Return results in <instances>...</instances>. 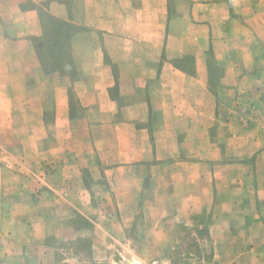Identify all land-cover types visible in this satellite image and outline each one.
Instances as JSON below:
<instances>
[{"label": "crops", "instance_id": "obj_1", "mask_svg": "<svg viewBox=\"0 0 264 264\" xmlns=\"http://www.w3.org/2000/svg\"><path fill=\"white\" fill-rule=\"evenodd\" d=\"M187 1L182 13L178 9L173 14L170 0H0V132L4 115L19 114L12 101L35 100L40 87L50 91L53 75L54 121L70 120L72 88L78 104L73 114L85 135L80 151L95 158L101 169L108 185L103 196L119 212L124 222L119 226H129L140 211L149 212L147 226L157 230L159 240L146 242L160 245L174 243L178 228L209 218L202 252L212 257L193 264H264V172H248L253 167L246 162L219 166L210 156L189 154L195 147H210L216 115L204 60L210 25L203 21L210 20L211 13L207 8L206 18L194 24L196 0ZM213 1L222 10L227 3ZM179 19L188 26L175 30L171 25ZM51 21L68 23L61 71L53 72L45 69L33 40L43 39ZM195 28L201 45L174 53L173 39L193 36ZM184 54L193 57L188 67L176 59ZM225 74L224 83L227 70ZM23 91L25 96L18 95ZM258 123L252 121L251 130L257 132ZM243 132L240 126L229 139L243 141ZM256 140L258 144L259 137ZM258 155L261 169L264 150ZM14 163L13 156L0 155V264H67V258L55 260L48 244L53 233L50 220L28 208L12 209L7 197L13 191L4 173L17 169ZM219 167L246 171L239 177L242 186L233 190L236 198L189 201L190 182L200 189L210 187L212 173H217L212 169ZM40 179L42 188L58 195L60 206L76 208L66 198L65 179L60 184H51L45 174ZM253 180L255 187L244 186ZM74 182V190L83 193L80 169ZM147 196L155 197L153 207ZM111 223L114 229L117 225Z\"/></svg>", "mask_w": 264, "mask_h": 264}, {"label": "rangeland", "instance_id": "obj_2", "mask_svg": "<svg viewBox=\"0 0 264 264\" xmlns=\"http://www.w3.org/2000/svg\"><path fill=\"white\" fill-rule=\"evenodd\" d=\"M236 1L227 0L223 10L222 6L213 5V0L195 1L194 24L206 18L204 11L207 8L211 13L210 20L203 21L210 25L204 60L216 119L210 129V147H195L189 154H194L196 158L210 156L219 166L246 162L253 167L248 171L253 174L258 170L264 172V162L261 169L256 163L259 152L264 150V0ZM170 3L174 14V10L178 9L182 13L189 1L170 0ZM59 22L63 23H48V41H42L39 46L57 47L54 46L55 41L49 42V39H54V32H61V36L68 32V23L63 25ZM187 26L180 19L171 25L175 30ZM194 31L193 36H179L178 41L173 39L174 53L201 45L197 28ZM54 55L45 57L50 72L59 70L54 68ZM176 59L188 67L193 57L184 54ZM226 70L227 82L224 83L221 80ZM239 79H242L241 84ZM56 85L57 79L52 75L50 91L40 87L39 91H35V100L22 98L12 101L14 111L19 114L4 115L3 131L0 132V155L13 156V165L17 168L4 173L10 179L7 183L13 191L7 197L9 203L13 210L28 208V212L42 213L50 220L53 233L48 244L53 248L55 260L58 262L67 258V264H138L137 261L139 264H152L155 260H162L161 264H193L196 260L211 258V254L202 252V241L209 231V218L190 228H178V234L173 235L174 243L160 245L146 242L159 240L157 230L147 226L149 212L140 211L134 221L128 222L129 226H119L124 223L119 212L112 210V203L109 204L103 196L108 185L102 178L101 169L96 165L95 158L80 151L85 135H82V124L75 121L73 114L77 112L78 104L73 99L72 88L68 89L72 109L70 120L54 121L52 109ZM18 95L25 96L26 92H18ZM43 108L47 110L45 115L38 114ZM257 119L259 130L256 132L251 130L254 127L251 123ZM240 126L244 129V140L229 139L235 132L239 133ZM256 136L259 137L258 144ZM78 169L83 175V193L74 190V175ZM212 171L217 173H212L210 187L200 189L195 181L190 182L193 185L186 188L189 201L199 204L205 199L210 203H219L236 198L233 190L242 186L239 177L246 171L221 167ZM44 174L51 184H60L65 179L66 198L76 208L60 206L58 195L50 188H42L40 178ZM149 183L144 181V186H149ZM244 186L255 187L256 181ZM42 192L50 193L42 195ZM146 199L153 207L155 197L147 196ZM174 200L179 203L181 197L175 195ZM19 221H24V218ZM112 221L117 225L114 229L109 228Z\"/></svg>", "mask_w": 264, "mask_h": 264}, {"label": "trees", "instance_id": "obj_3", "mask_svg": "<svg viewBox=\"0 0 264 264\" xmlns=\"http://www.w3.org/2000/svg\"><path fill=\"white\" fill-rule=\"evenodd\" d=\"M59 24L65 25L64 22L63 23L59 22ZM48 38H49V32L47 33V31H46L43 39H41V40L33 39L35 44H36L37 53H38V55L40 57V60H42V62L44 63L45 66H46L45 57L49 56L50 54H55L54 57L56 59H54V63H55L54 64V68H58L61 71V69L59 68V63L58 62H59L60 58L63 59V55L66 52L65 46H64L65 42H63V41H64V39L65 40L67 39V35L61 36V32H59V31L58 32H54V39H52V40L49 39V42L53 43L55 41L54 46H57L55 49L49 48V47H47L48 45L45 46V44L43 46H39V44L42 41H44V43H45V40L48 41ZM57 59H59L58 62H57ZM45 69L49 70L47 68V66L45 67Z\"/></svg>", "mask_w": 264, "mask_h": 264}, {"label": "bare ground", "instance_id": "obj_4", "mask_svg": "<svg viewBox=\"0 0 264 264\" xmlns=\"http://www.w3.org/2000/svg\"><path fill=\"white\" fill-rule=\"evenodd\" d=\"M137 263L139 264V262L137 261Z\"/></svg>", "mask_w": 264, "mask_h": 264}]
</instances>
